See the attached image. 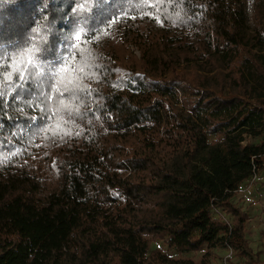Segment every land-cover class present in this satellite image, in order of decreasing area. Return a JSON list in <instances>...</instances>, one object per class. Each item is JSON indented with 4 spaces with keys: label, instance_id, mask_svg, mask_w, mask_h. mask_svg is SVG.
Wrapping results in <instances>:
<instances>
[{
    "label": "trees",
    "instance_id": "obj_1",
    "mask_svg": "<svg viewBox=\"0 0 264 264\" xmlns=\"http://www.w3.org/2000/svg\"><path fill=\"white\" fill-rule=\"evenodd\" d=\"M263 170L264 0H0V264L245 255Z\"/></svg>",
    "mask_w": 264,
    "mask_h": 264
},
{
    "label": "rangeland",
    "instance_id": "obj_2",
    "mask_svg": "<svg viewBox=\"0 0 264 264\" xmlns=\"http://www.w3.org/2000/svg\"><path fill=\"white\" fill-rule=\"evenodd\" d=\"M261 139L262 137L247 138L246 143L258 144ZM232 203L248 216L245 229L247 253L241 255L227 247L214 248L210 264H264V170L239 186ZM215 217L224 222L231 221V217L222 211H217ZM151 249H159L170 258H189L194 261L206 252L203 247L199 252L178 253L168 249L161 241L153 243Z\"/></svg>",
    "mask_w": 264,
    "mask_h": 264
}]
</instances>
